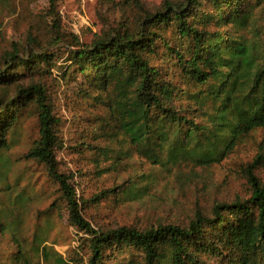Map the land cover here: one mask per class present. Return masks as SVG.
I'll return each instance as SVG.
<instances>
[{
  "label": "trees",
  "instance_id": "16d2710c",
  "mask_svg": "<svg viewBox=\"0 0 264 264\" xmlns=\"http://www.w3.org/2000/svg\"><path fill=\"white\" fill-rule=\"evenodd\" d=\"M18 52H0V236L9 233L6 198L18 181L9 172L25 159L44 167L69 223L85 235V258L55 253L53 264H264V181L250 170L247 198L214 202L209 213L197 210L183 224L92 226L82 216L72 176L56 167L60 118L31 79L52 68L55 56L45 49ZM65 53L69 64L61 77L70 83L80 76L76 95L107 110L87 133L128 144L153 169L219 163L238 141L264 129V0H162L132 24L89 43L75 40ZM32 113L39 137L12 157L20 122ZM33 236L42 245L44 239ZM40 249L47 257L45 246ZM13 251L0 264H37L22 248Z\"/></svg>",
  "mask_w": 264,
  "mask_h": 264
},
{
  "label": "rangeland",
  "instance_id": "374dc122",
  "mask_svg": "<svg viewBox=\"0 0 264 264\" xmlns=\"http://www.w3.org/2000/svg\"><path fill=\"white\" fill-rule=\"evenodd\" d=\"M161 2L0 0V52L17 49L25 55L45 49L55 56L52 68L31 79L45 89L53 113L60 118L56 128L60 139L55 150L56 167L72 176L69 182L79 199L82 216L95 228L125 225L143 229L158 223L183 224L197 210L209 213L214 202L247 198L248 170L264 181L263 128L238 141L219 163L204 167L187 164L169 171L153 169L128 144L105 138L94 140L87 133L89 125L107 110L91 107L90 100L76 95L80 76L70 83L61 77L63 67L69 64L66 49L72 48L75 40L89 43L108 29L132 24ZM38 137L37 119L32 113L20 122L11 156L21 155ZM9 174L10 180L17 177L18 181L6 198L9 233L0 236V258L18 247L37 264H53L55 253L85 258V235L69 223L60 191L44 167L20 159ZM135 177L132 191L127 190L128 180ZM118 184L124 186L123 191L95 199L99 191ZM34 233L44 239L39 247ZM42 246L48 251L47 257L41 252Z\"/></svg>",
  "mask_w": 264,
  "mask_h": 264
}]
</instances>
